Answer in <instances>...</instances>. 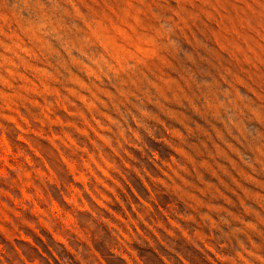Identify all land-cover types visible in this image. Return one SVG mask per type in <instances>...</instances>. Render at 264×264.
<instances>
[{
    "label": "rangeland",
    "instance_id": "374dc122",
    "mask_svg": "<svg viewBox=\"0 0 264 264\" xmlns=\"http://www.w3.org/2000/svg\"><path fill=\"white\" fill-rule=\"evenodd\" d=\"M0 264H264V0H0Z\"/></svg>",
    "mask_w": 264,
    "mask_h": 264
}]
</instances>
